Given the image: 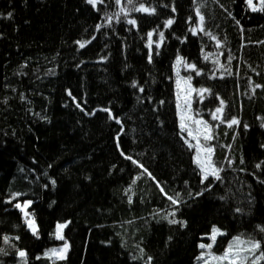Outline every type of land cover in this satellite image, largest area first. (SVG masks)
Here are the masks:
<instances>
[{
  "label": "trees",
  "instance_id": "trees-1",
  "mask_svg": "<svg viewBox=\"0 0 264 264\" xmlns=\"http://www.w3.org/2000/svg\"><path fill=\"white\" fill-rule=\"evenodd\" d=\"M180 76L209 89L192 91L189 114L212 128L201 143L219 180L202 182L185 143ZM220 100L223 123L212 119ZM262 181L264 11L246 0H0V264H201L214 227V252L240 237L260 241L259 256ZM24 201L38 238L15 207ZM58 223L69 251L53 261Z\"/></svg>",
  "mask_w": 264,
  "mask_h": 264
},
{
  "label": "snow or ice",
  "instance_id": "snow-or-ice-1",
  "mask_svg": "<svg viewBox=\"0 0 264 264\" xmlns=\"http://www.w3.org/2000/svg\"><path fill=\"white\" fill-rule=\"evenodd\" d=\"M116 2H117V4H119L120 0H116ZM129 2H131V0H129ZM246 2L252 11H254V12L258 11V10L264 11V0H260V5H261L260 8H257L255 5H253V0H246ZM87 3L95 6L97 3V0H87ZM135 10L136 11H145V12L150 11L149 9L144 8L143 5H141L140 8L135 9ZM151 11H154V9H152ZM8 15L11 16V13H9ZM197 15L200 17V22L202 25L203 21H204V17L202 15H200L199 10H197ZM128 23L135 24V20H129ZM172 23H173L172 20L167 21L168 25H171ZM237 24H239V21H237ZM200 30L203 31V28L201 27ZM193 34H195V30H193ZM151 36H152V33H148L149 46L150 47H151ZM160 39H161V41L164 39L163 33H160ZM213 39H215V37H213ZM77 43L80 44L81 48H83L85 46L84 43H80V42H77ZM149 59H151V57H149ZM205 59H208V57L205 56ZM180 62H181V58L177 57V63H180ZM187 67L196 71L197 75L201 74L198 70H196L195 65L189 64V65H187ZM190 80H191V77H188V80L185 82L187 83ZM133 86H135V84ZM260 87H262V86L259 84L255 85V87L253 88V93L255 92V88H260ZM140 91L142 92L143 88H141ZM190 91H196L202 97L204 93L209 92V89H207V88H201L198 90L190 89ZM69 95H70V93H69ZM185 104L187 106V109H190L191 100H189L187 97L185 98ZM220 105H221V107H217L215 109V112L212 113V119L213 120H219L223 123L224 122L223 115H222L223 105H224L223 100H220ZM77 106L79 107V105H77ZM177 108L178 109L181 108V104L179 103V97H178ZM187 109L182 110L180 113V129L182 132H187L188 136L196 141L195 145L191 144L187 139L185 140V143H187L190 148H193V147L195 148L196 154L194 157V162L199 167V169L202 173V182L204 180H208L209 176H214L217 180H219L220 179L219 172L221 170L215 166V163L212 160V155H213L214 150L207 143H201V136H202L204 142L211 141L214 138L212 135V128L208 124L207 121L196 120L191 115H186ZM104 111H109V110L104 109ZM110 118H111V113H110ZM186 120L189 123H186ZM117 123H120V121L117 120ZM227 123H228V127H232L233 125L238 124L239 121L233 117ZM192 125H195L196 127L193 128ZM126 158L131 159V157H126ZM133 163H137V162L133 160ZM229 163H231V161H229ZM140 167L143 168V165H140ZM257 167H260V165H257ZM144 172L147 173V169H144ZM148 175L151 176V173H148ZM262 183H264V181H262ZM52 184L55 185L54 180L52 181ZM160 191L163 193L164 189L161 188ZM164 194L167 196V199L169 201H171V203L173 205H176L179 203V200H178L179 194H177V197L168 196L167 193H164ZM200 194L201 193H198L197 195H200ZM19 195H20L19 193H14L13 198H15L16 196H19ZM129 201L131 202V198H129ZM30 204H31V201H25L23 205L17 203L15 205V207L19 208L23 211ZM24 215L26 218L29 217V213H27V212H25ZM169 215L174 217L175 212H172ZM168 222L170 224L183 223V222L178 221L176 219H171ZM26 223H27V226L32 230V234L34 236H37V238H38V229L35 226L34 219H30V218L26 219ZM65 227H67V224H57L56 239L64 240V236L62 235V230ZM261 231H264V228H262ZM217 234H223V233H220V230L214 227L212 229V235L210 237V239L212 240V243H209V244L201 243L199 245V247L201 249L207 248L210 250L212 248L213 244L215 243V239H216ZM4 239H5V242H7L8 237H5ZM260 248H261V242L260 241H256V240H252V239L242 240L240 237H235V238H233V241L231 243H229V245H228L227 249L224 251L223 255H220V256L212 255L211 259L216 260V261H221V262L226 261L227 264H245L246 261H249L250 257H253V259H251V264H258L259 261L264 260V251H260L259 256H256V252L258 250H260ZM68 249H69V244L67 243V241H65L62 248L50 249L49 252H46L44 255L49 257V258H52L54 256L56 259L64 260L67 258ZM0 251H3V250L0 249ZM141 251H143V250L141 249ZM19 255L21 257H24L26 255V253L24 251H20ZM198 259H203V256L199 257ZM150 260H151V258H149V261ZM205 264H207V261L205 262Z\"/></svg>",
  "mask_w": 264,
  "mask_h": 264
},
{
  "label": "rangeland",
  "instance_id": "rangeland-1",
  "mask_svg": "<svg viewBox=\"0 0 264 264\" xmlns=\"http://www.w3.org/2000/svg\"><path fill=\"white\" fill-rule=\"evenodd\" d=\"M98 1V0H97ZM253 5H255L257 8H260V0H253ZM247 7H248V9L250 10V11H252L251 10V8L248 6V4H247ZM177 89H178V95H179V103L181 104V108L179 109L180 110V113H181V111L182 110H184V109H187V106H186V104H185V98L187 97L189 100H190V95H191V93H192V91H190V88L187 86V84H186V82H185V80L180 76L179 77V79H178V86H177ZM186 115H190L189 114V109H187V111H186ZM194 127H196L195 125H194ZM202 127V126H201ZM192 139V138H191ZM193 140V139H192ZM194 141V145H195V143H196V141L195 140H193ZM203 155V154H202ZM201 175H202V173H201ZM25 202V201H24ZM24 202H21V203H19V204H21V205H23L24 204ZM30 207V205L27 207V208H25L22 212H23V214L25 213V212H27V213H29L28 212V208ZM25 216V215H24ZM29 216H30V213H29ZM31 219H34V221H35V226L37 227V229H38V225H37V222H36V220H35V218L34 217H32ZM26 223V222H25ZM58 224H66V223H58ZM26 225H27V223H26ZM28 227V226H27ZM66 228V227H65ZM65 228L62 230V235L64 236V230H65ZM28 229L30 230V232L32 233V230L28 227ZM56 231H57V225H56V229H55V238H56ZM220 233H222V231H220ZM212 235V234H211ZM211 235L210 236H208L207 237V239H209V241H210V243H212V240L210 239V237H211ZM222 234H217L216 235V239L219 237V236H221ZM216 239H215V241H216ZM242 240H245V239H243V238H241ZM58 240V239H57ZM59 242H60V244L57 246V247H53V248H56V249H60V248H62L63 247V245H64V242L66 241V239H65V237H64V240H58ZM233 241V239L230 241V243ZM68 243V242H67ZM69 244V243H68ZM204 244H206V243H204ZM209 244V243H208ZM214 245H215V243L213 244V246H212V248L214 247ZM228 247V246H227ZM52 248V249H53ZM212 248L209 250V249H207V248H205V249H202L203 250V252H202V254H201V257L203 256V261L201 262V264H205V262L207 261V264H227V262L226 261H224V262H221V261H216V260H213V259H211V256L212 255H215V256H220V255H223V253H224V251L227 249H225V250H223V251H221V252H219V253H216V252H214L213 250H212ZM68 251H69V249H68ZM68 251H67V253H68ZM46 252H49V250L48 251H46ZM45 252V253H46ZM44 257H46V258H48V259H50V260H53V261H55V260H59V259H56L54 256L52 257V258H49V257H47V256H45L44 255ZM246 262H248V261H246ZM245 262V263H246Z\"/></svg>",
  "mask_w": 264,
  "mask_h": 264
},
{
  "label": "built area",
  "instance_id": "built-area-1",
  "mask_svg": "<svg viewBox=\"0 0 264 264\" xmlns=\"http://www.w3.org/2000/svg\"><path fill=\"white\" fill-rule=\"evenodd\" d=\"M30 217H27V219H29Z\"/></svg>",
  "mask_w": 264,
  "mask_h": 264
}]
</instances>
